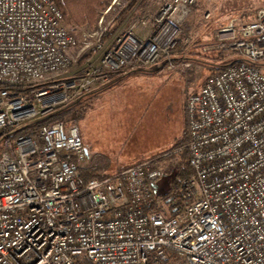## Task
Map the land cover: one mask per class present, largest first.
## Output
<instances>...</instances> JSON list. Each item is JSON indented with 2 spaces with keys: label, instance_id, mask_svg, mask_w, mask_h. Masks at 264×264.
Wrapping results in <instances>:
<instances>
[{
  "label": "built area",
  "instance_id": "1",
  "mask_svg": "<svg viewBox=\"0 0 264 264\" xmlns=\"http://www.w3.org/2000/svg\"><path fill=\"white\" fill-rule=\"evenodd\" d=\"M154 1L106 50L111 7L76 37L52 0H0V264H264V7L202 47L242 61L186 91L192 174L176 191L159 195L170 170L153 159L84 182L75 123L12 134L116 73L178 68L194 7L208 22L215 0Z\"/></svg>",
  "mask_w": 264,
  "mask_h": 264
},
{
  "label": "rangeland",
  "instance_id": "2",
  "mask_svg": "<svg viewBox=\"0 0 264 264\" xmlns=\"http://www.w3.org/2000/svg\"><path fill=\"white\" fill-rule=\"evenodd\" d=\"M115 1L105 2V7L98 10L99 14L92 25L77 26L67 24L65 20L64 26L72 30L76 37L85 30L94 31L100 16L111 7L104 15V23L109 24L108 30L111 29V35L103 39L104 49L108 50L127 29L125 23L122 24L127 17L122 22H116L115 17L130 0ZM233 1L235 6L244 10V16L236 15L230 20L237 17L244 21L245 18L252 20L257 10L264 7V0ZM197 8L199 12L195 14L193 11L190 18L192 44L182 53V62L178 60V68L130 70L137 73L131 74L133 76L125 73L119 78L114 75L112 80L117 82L116 86L108 88L105 93H102L104 88L95 90L92 95L80 100L79 106L85 109L84 116L78 122L70 123H75L80 130L85 149L87 148L86 162L93 163L94 166L89 171L109 175L130 167L137 161L153 159L154 166L170 170L159 182V195L170 190L169 175L172 174V168L176 164L182 166L184 161L180 151L173 148L181 139L185 128L183 104L186 91L199 89L216 71V66L238 58L233 52L219 55L212 51H202L204 45L212 44L215 27L220 24H216L215 19L212 20L215 17L214 11L212 19L204 22L203 9L199 6ZM98 59L99 55L91 64L95 65ZM81 62L76 70L84 66V62ZM183 64L190 66L186 68ZM77 107L78 105L74 106L75 109ZM25 132L33 133L32 128ZM14 139L13 136L12 141Z\"/></svg>",
  "mask_w": 264,
  "mask_h": 264
},
{
  "label": "trees",
  "instance_id": "3",
  "mask_svg": "<svg viewBox=\"0 0 264 264\" xmlns=\"http://www.w3.org/2000/svg\"><path fill=\"white\" fill-rule=\"evenodd\" d=\"M52 1L55 4V6L58 8L60 13L62 14L64 21L66 20L67 24H75L77 26H86V25H92L95 22L96 17L99 14L98 10L100 11L105 7V2L107 0H52ZM137 1L138 0H130L129 3L123 9H121V11L115 17L116 22L117 21L122 22L129 15L131 10L133 9L134 4ZM110 35H111V29L109 30L107 29V31L105 32L103 36V39L109 37ZM89 56L90 55H87L86 57H84L82 62L87 60ZM241 61L242 60H239V59H233V60L226 61L222 63L221 65L216 66V71L213 72L211 76L217 74L218 72H220L227 66L234 64V63L241 62ZM119 74L120 73H116L115 75L117 76ZM92 94L93 92L86 94L83 97L89 96ZM75 103L69 104L66 106H60L56 108L55 111L49 116L39 119L37 121H34L33 123H28V124L25 123L24 125L17 128V130H14L12 134L13 135L25 134L26 133L25 131L28 128H32L33 133L31 134H36L37 131L41 127L49 126L57 122H63L66 125L69 124L71 121L78 122L84 116L85 109L82 106H79L80 99L77 100ZM75 105H78L76 109L74 108ZM185 143H186V130L184 128L181 139L174 145V148H173V150L178 149L180 151L184 161H183L182 166L176 164L172 168L173 170L172 174L169 175L171 176V182H170L171 188L168 191V193L174 192L177 189H179L180 182L190 177L192 174V171H191V168L188 162L187 152L183 149V146L185 145ZM80 174L84 182L92 178L102 179L108 176V174L102 175V174H97V173H93L89 171H81Z\"/></svg>",
  "mask_w": 264,
  "mask_h": 264
},
{
  "label": "crops",
  "instance_id": "4",
  "mask_svg": "<svg viewBox=\"0 0 264 264\" xmlns=\"http://www.w3.org/2000/svg\"><path fill=\"white\" fill-rule=\"evenodd\" d=\"M158 7H159V5L154 0H138L134 4L133 9L131 10V12L129 13V15L127 16V18L125 19V21L122 24L125 23L126 28H128L130 26L132 20L135 17H137L138 14H140V13H146V12H152V13L153 12H156L157 9H158ZM238 10H241V8L238 7V6H235L233 0H215V2H214V16L215 17H213L212 20L215 19L216 21L214 20V22L216 24L224 25L233 16H236V15H242V16H244L243 15L244 14V10L243 11L241 10V12L236 13V12H238ZM198 12H199V8L195 7L194 8V13L196 14ZM247 20L248 19L245 18V21H247ZM248 21H250V20H248ZM125 73L126 74L129 73L130 74V75L128 74L129 76H133L131 74H134V73H137V72L136 71H130L129 70V71H126ZM125 73L119 74L118 75V78H119L120 75H126ZM113 81H114L113 83H111L110 85H108L106 88H104L102 90V93L107 92V90H109L108 88H111L112 86H116L115 83H117V82L115 80H113ZM80 137H81V134H80ZM81 139H82V137H81ZM82 142H83V145L85 147V144H84V141L83 140H82ZM85 150L87 152V148ZM143 161H146V160L137 161V162H135V164L140 163V162H143ZM135 164H132V165H135Z\"/></svg>",
  "mask_w": 264,
  "mask_h": 264
},
{
  "label": "water",
  "instance_id": "5",
  "mask_svg": "<svg viewBox=\"0 0 264 264\" xmlns=\"http://www.w3.org/2000/svg\"><path fill=\"white\" fill-rule=\"evenodd\" d=\"M113 82H114V81H112L111 83H113ZM111 83H109L108 85H110ZM108 85H107V86H108ZM107 86H106V87H107ZM104 88H105V87H104Z\"/></svg>",
  "mask_w": 264,
  "mask_h": 264
}]
</instances>
